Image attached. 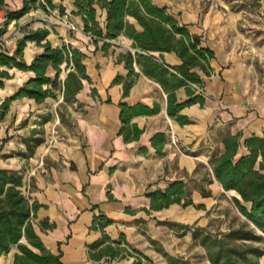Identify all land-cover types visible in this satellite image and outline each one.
<instances>
[{
	"label": "crops",
	"instance_id": "1",
	"mask_svg": "<svg viewBox=\"0 0 264 264\" xmlns=\"http://www.w3.org/2000/svg\"><path fill=\"white\" fill-rule=\"evenodd\" d=\"M4 1L5 10L9 11L18 10L22 3ZM52 4L57 6L55 0ZM157 6L165 7L180 25L200 37L201 46L214 54L209 76L193 70L203 81L205 99L202 107L194 104L179 112L189 120L188 124L179 125L168 117L166 92L156 80L144 75L135 61L132 66L137 77L123 98L122 84H113V80L127 78L129 70L118 56L132 49V41L119 36L106 52L96 50L82 31L81 18L73 15L76 31L54 27V32L48 29L47 40L53 46L70 45L85 55L83 63L89 82L83 81L76 96L80 107L66 106L71 115V129L77 136L72 130L66 138L54 140L55 129L62 128L64 119L54 118L53 99L41 104L28 98L14 100L0 121V169L22 172L24 177L34 171L29 196L40 207L33 227L45 249L53 255L60 254L62 264H134L136 255L132 251L150 259L141 258V264H168L163 252L187 260L184 238L188 232L180 236L164 229L165 222H181L178 205L152 211L146 195L163 191L173 181L183 180L188 184L187 177L197 176L200 171L209 178L208 161L221 150L224 135L241 133L245 139L264 134V42L259 46L252 44L238 30V16L226 5L220 9L202 8L197 4L179 5L173 0H162ZM72 10L70 7L67 12ZM31 13L7 26L5 35L10 39L7 49L10 54L15 50L16 40L23 36V26L26 25L27 31L41 28L31 23ZM99 15L102 26L104 14ZM40 52L33 42H26L22 58L29 64ZM148 55L170 66L181 63L174 53H163L162 59L156 52ZM9 73L12 78L0 89V101L12 97L32 77L31 73L16 69ZM174 93L177 103L188 99L184 88ZM120 102L128 106H159L157 114L131 120L130 124L142 130L137 141L125 142L119 134ZM159 133L166 139L161 156L150 143ZM35 139L41 142L35 144ZM54 143L58 150H54ZM140 148H145L146 153H141ZM98 215L111 221L103 232L91 228ZM41 222L47 226L41 227ZM102 233L111 242L123 240L118 247H125L123 243H126L130 256L91 260L89 247L100 241ZM171 234L175 235L172 242L165 240ZM16 253L17 248L11 247L0 256V264H13ZM207 264H210L208 260Z\"/></svg>",
	"mask_w": 264,
	"mask_h": 264
},
{
	"label": "trees",
	"instance_id": "2",
	"mask_svg": "<svg viewBox=\"0 0 264 264\" xmlns=\"http://www.w3.org/2000/svg\"><path fill=\"white\" fill-rule=\"evenodd\" d=\"M21 1L18 10L9 11L5 10V1L0 0V12L5 16V22L0 27V36L5 34L12 21H18L36 8L57 9L60 14L64 13V8L53 5L52 0ZM73 7L71 14L81 18L82 31L90 37L96 50L106 52L111 42L119 36L132 41L131 48L134 53L128 51L118 56L129 70L127 78L116 77L113 80V84H122V97L128 95L137 77L132 66L135 61L141 72L156 80L166 92L168 117L179 125L188 124L189 120L179 115V112L194 104L202 107L205 99L191 88V84L203 86L202 79L193 70L197 69L209 76V63L214 58L209 48L201 46L200 37L191 34L186 26L180 25L167 13L165 7L155 5L154 0H74ZM99 13L104 14L102 26ZM25 26L21 28L23 36L16 40L12 54L7 49L0 48V89L12 78L9 70L29 72L32 77L12 97L0 101V121L8 113L11 102L21 98L32 99L36 104H41L46 99H61L57 113L62 107L74 104L79 108L76 96L82 90L83 81L89 82L83 63L85 55L82 52L66 44L53 46L47 40L50 33L47 29L27 31ZM26 42H33L41 49L29 64L22 58ZM152 52L159 53L161 59L163 53H174L181 63L170 66L163 61L157 62L148 55ZM179 88H184L188 97L183 103H177L175 97L174 92ZM118 107L122 125L119 134L125 142L137 141L142 134V130L130 124L134 117L154 115L159 111L157 104L148 108L140 104L128 106L120 102ZM58 116L60 120L63 119V115ZM165 140V135L161 133L150 140L158 156L162 155ZM34 142L39 144L41 140L35 139ZM221 144V150L214 153L208 161V175L210 181L215 180L224 192L235 194L232 202L244 216L245 222L237 230L218 236L210 235L202 229L194 230L190 234L192 240L204 248L210 264H260L264 249L243 241L259 243L264 240V134L261 137L250 136L245 139H242L241 133L226 134ZM139 151L146 153L147 150L140 148ZM23 181L22 172L0 169V256L15 246L18 253L14 255L13 264H62L60 254L49 253L35 233L33 220L40 205L30 201L29 194H24ZM146 197L150 200L152 211L167 209L171 205L184 208L192 205L187 197V184L183 180L173 181L163 191L156 190ZM110 224L109 219L98 215L94 217L91 228L103 232ZM166 224L177 227L183 231V235L187 233L184 231L185 225ZM40 226L47 225L41 222ZM238 241L242 243H234ZM122 242L124 241L111 242L102 233L100 241L89 247V258L99 261L102 258L115 260L130 256L126 243H123L125 247H118ZM133 252L136 255L134 264H141V258L150 261L142 253ZM162 256L167 259L168 264H191L187 260L171 257L166 252Z\"/></svg>",
	"mask_w": 264,
	"mask_h": 264
},
{
	"label": "rangeland",
	"instance_id": "3",
	"mask_svg": "<svg viewBox=\"0 0 264 264\" xmlns=\"http://www.w3.org/2000/svg\"><path fill=\"white\" fill-rule=\"evenodd\" d=\"M55 1L57 6L64 8L63 14H60L57 9L48 8V10H50L49 12L47 9L43 10L41 8H36L31 11L32 13L30 12L31 23L37 24L41 28L47 30L51 29L53 32L54 27L66 28L65 25L57 20L56 16L68 15L70 22H72L71 12L73 10L71 12H67V10L73 7L74 0H72V3L71 0ZM161 1L162 0H155L154 2L158 5ZM173 2L179 5L197 4L202 8L216 6L219 9L221 6L226 5L232 13L238 16V30L244 33L245 37L250 38L252 44L259 46V44L264 42V0H173ZM36 11L39 12L35 13ZM99 21H101L100 17ZM130 52L134 53L133 49H131ZM200 88L202 89V87ZM60 103L61 99H59V101H54V118H59L58 114H61L64 119L63 129L60 126H57L55 129L56 132H54V137L56 136V138L54 140L56 141L59 139L61 140V138H66L67 132L70 134L73 130L69 122L71 115L68 109L62 107L57 113ZM72 132L77 136L75 130ZM55 145L56 143H54V146ZM54 150H58V147L55 146ZM187 179V197L192 201V205L185 208L178 205L180 211L178 219H181V222H174L173 220L165 222L164 229L165 231L173 230L182 236V232L180 233L177 227H171L166 223L185 225L186 228L184 231L188 232L186 235L187 238H184L187 239V245L184 248L188 258L187 261L191 264H207L204 248H202L197 241L192 240L191 237L189 238V232L202 229L210 235L218 236L228 233L231 230H237L245 222V218L239 213L232 202V197L235 196V194L232 192H224L215 180L210 181V177L208 178L205 172L200 171L197 176L187 177ZM208 185H210L211 188H208ZM171 217L175 218V215L172 214ZM174 236V234H171V238L166 236L165 240L169 239L171 241ZM243 242L264 249V240L259 243L254 241ZM234 243L241 244L242 242L238 241ZM262 263L264 264V257L260 259V264Z\"/></svg>",
	"mask_w": 264,
	"mask_h": 264
},
{
	"label": "built area",
	"instance_id": "4",
	"mask_svg": "<svg viewBox=\"0 0 264 264\" xmlns=\"http://www.w3.org/2000/svg\"><path fill=\"white\" fill-rule=\"evenodd\" d=\"M48 10V8H47ZM50 12V10H48ZM39 11H36L35 13H38ZM57 20L65 25V27L69 30V31H76V26L70 22L68 15H63V16H56ZM5 22V16L2 12H0V27L3 25V23ZM10 44V39L8 37H6V35H2L0 36V48L2 49H8V46ZM191 86L196 90V92L200 93V95H202L204 98V93L202 91V89L196 85L191 84ZM172 136V133H171ZM34 172L30 171L25 177H24V181H23V192L25 195L29 194V191L31 190V185H32V176H33Z\"/></svg>",
	"mask_w": 264,
	"mask_h": 264
}]
</instances>
